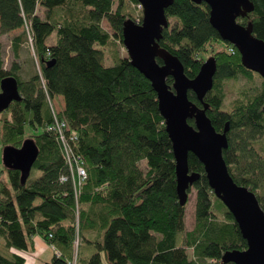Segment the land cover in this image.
<instances>
[{"label": "trees", "instance_id": "obj_1", "mask_svg": "<svg viewBox=\"0 0 264 264\" xmlns=\"http://www.w3.org/2000/svg\"><path fill=\"white\" fill-rule=\"evenodd\" d=\"M251 2L254 11L238 23L252 24L254 35L264 40V0ZM138 3L0 0V35L25 28L13 39V50L19 58L31 37L39 67L27 80L16 63L6 70L0 43V94L9 77L17 79L21 94V101L2 113L3 146L16 153L31 140L39 151L25 183L15 167L5 170L10 184L0 180V239L5 245L0 264H25L11 251L33 250L36 236L59 252L47 264H103V254L108 264H234L225 262L224 255L247 249L193 154L190 173L199 180L188 193H196V225L187 228L188 203L179 201L173 144L158 96L122 52L126 22H142ZM166 16L169 27L159 45L180 60L188 78L194 79L206 60L216 59L214 87L205 98L207 115L219 133L229 123L224 159L230 174L257 195L264 209V79L243 66L235 46L222 41L206 3L174 0ZM242 79L247 82L228 103L227 83ZM59 98L64 106L57 118L77 135L70 150L58 132L48 131L56 122L51 101ZM189 99L200 107L193 92ZM28 126L42 132L27 136ZM78 159L87 173L81 186Z\"/></svg>", "mask_w": 264, "mask_h": 264}, {"label": "water", "instance_id": "obj_2", "mask_svg": "<svg viewBox=\"0 0 264 264\" xmlns=\"http://www.w3.org/2000/svg\"><path fill=\"white\" fill-rule=\"evenodd\" d=\"M206 3L210 8V24L219 33L222 41L235 46L243 66L264 79V40L256 37L253 25L243 26L238 19L247 17L255 7L251 0H192ZM143 7L141 24L126 22L123 45L131 64L152 84L158 96L159 110L166 122V130L173 144L176 160L177 192L182 206L189 201L191 187L199 176L190 173L189 156L193 154L205 167L209 185L216 197L234 217L243 239L245 251H231L224 261L234 264H264V209L257 195L249 188L238 185L230 174L224 159L229 148V123L222 133L216 131L207 115L209 109L205 98L214 87L218 64L209 58L201 66L194 79L186 76L180 60L159 45L164 29L169 27L166 10L174 0H138ZM163 61V65L158 63ZM173 79V85L167 80ZM0 114L14 102L21 101L18 81L14 77L1 83ZM193 92L200 107L190 101ZM189 121H194V126ZM36 144L27 140L16 153L6 149L7 169L15 167L26 178L38 159Z\"/></svg>", "mask_w": 264, "mask_h": 264}, {"label": "rangeland", "instance_id": "obj_3", "mask_svg": "<svg viewBox=\"0 0 264 264\" xmlns=\"http://www.w3.org/2000/svg\"><path fill=\"white\" fill-rule=\"evenodd\" d=\"M25 31L24 29H19L17 31L11 32L9 34L0 35V43L2 44V59L4 62V68L6 70L12 69L13 64L16 63L18 67V73L21 75L22 79L27 80L31 76L35 74L37 70H39L38 64L34 57V48L29 38L26 39V42L22 45V49L19 52V58L16 57V54L13 50L12 41L13 39L21 35ZM29 37V36H28ZM55 41V34L49 39L50 44H54ZM125 51V48L122 49V52ZM34 59V60H33ZM246 79H242L239 83L235 82H228L226 86V93H227V102L229 103L232 101L238 91V87L241 86L243 83H246ZM51 103L53 106L60 111L62 108V104L57 100H52ZM3 114H0V180L6 181V183L10 184L9 177L5 170L7 169L6 164V149L3 146L2 141V122L1 117ZM42 130L39 128L38 130L33 129L32 127L26 128V135H36L41 133ZM40 176V173L37 174ZM195 204H196V193L193 192L189 196V202L187 205V216H186V223L187 228L192 230L196 225V218H195ZM0 242L4 245V240L0 239ZM1 245L0 248L3 246ZM104 264H108L107 259L103 257Z\"/></svg>", "mask_w": 264, "mask_h": 264}, {"label": "built area", "instance_id": "obj_4", "mask_svg": "<svg viewBox=\"0 0 264 264\" xmlns=\"http://www.w3.org/2000/svg\"><path fill=\"white\" fill-rule=\"evenodd\" d=\"M136 9L138 11H143V7L140 3H138V5H136ZM29 39L32 43L33 39L31 37H29ZM51 106L53 107V112H54L56 122H53L48 127V131L58 132L59 141L64 143V146L67 150H70V148H71L70 141L75 142L77 139V135L75 132L70 131V128L68 127V125L65 122H59V120L57 118V114L59 113V111L53 106L52 103H51ZM79 162H81L80 159H78V161H77V165H76L75 170H76V177L78 179V185L81 186L85 182V180L87 179V173H86V170L83 167V165L80 164ZM56 254L59 255V252L56 251Z\"/></svg>", "mask_w": 264, "mask_h": 264}, {"label": "crops", "instance_id": "obj_5", "mask_svg": "<svg viewBox=\"0 0 264 264\" xmlns=\"http://www.w3.org/2000/svg\"><path fill=\"white\" fill-rule=\"evenodd\" d=\"M58 101L62 104V107L64 106L63 98H59ZM6 182V181H5ZM34 241V248L31 251H24V252H17V251H11L13 253H16L22 257L25 258L26 263L25 264H47L50 263L53 258L56 256V251L54 248L50 247L43 238L40 236H36L33 238ZM3 245L0 242V246ZM5 245H3L0 249H3ZM106 258V256L102 255ZM104 264V262H103Z\"/></svg>", "mask_w": 264, "mask_h": 264}]
</instances>
